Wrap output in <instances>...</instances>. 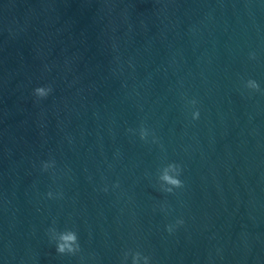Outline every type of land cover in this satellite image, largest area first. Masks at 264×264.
Instances as JSON below:
<instances>
[{
    "label": "water",
    "instance_id": "1",
    "mask_svg": "<svg viewBox=\"0 0 264 264\" xmlns=\"http://www.w3.org/2000/svg\"><path fill=\"white\" fill-rule=\"evenodd\" d=\"M135 252L264 264V0H0V264Z\"/></svg>",
    "mask_w": 264,
    "mask_h": 264
},
{
    "label": "clouds",
    "instance_id": "2",
    "mask_svg": "<svg viewBox=\"0 0 264 264\" xmlns=\"http://www.w3.org/2000/svg\"><path fill=\"white\" fill-rule=\"evenodd\" d=\"M251 58H255V53L250 54ZM246 87L254 90H259L260 86L257 81L253 79H249L246 82ZM52 91L50 86H39L34 89V93L39 98L47 97L48 94ZM191 104L195 105L197 101L195 99L190 101ZM199 110H195L192 113L193 119L199 118ZM129 131H132L129 129ZM148 129L145 127H141L139 131L140 138L146 139L148 136ZM55 164V161H46L43 162V170H48ZM182 172V168L177 163H169L161 170L159 174V181L161 182L160 187L165 192H173L176 188L183 187V181L179 178ZM49 197L53 196V193L50 191L47 193ZM184 223L183 219H178L176 221V225H182ZM173 225H167L166 229L169 233L173 231ZM49 232L51 233V238L55 241L56 251L58 253L64 254H75L80 250V244L78 240V235L74 230L66 229L64 231H57L55 228H50ZM128 253H125L124 259L126 260ZM141 259L143 260L144 264H150V257L149 256H142L140 252H135L132 254V264H140Z\"/></svg>",
    "mask_w": 264,
    "mask_h": 264
}]
</instances>
